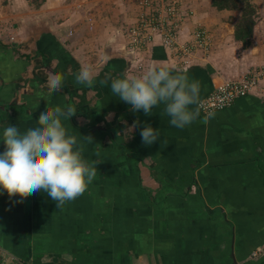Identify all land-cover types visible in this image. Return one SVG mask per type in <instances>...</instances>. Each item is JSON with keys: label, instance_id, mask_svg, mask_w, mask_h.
I'll use <instances>...</instances> for the list:
<instances>
[{"label": "crops", "instance_id": "crops-1", "mask_svg": "<svg viewBox=\"0 0 264 264\" xmlns=\"http://www.w3.org/2000/svg\"><path fill=\"white\" fill-rule=\"evenodd\" d=\"M67 1L36 7L30 0H0V125L27 128L46 105L71 108L75 114L63 124L97 174L81 196L60 207L42 190H0V257L22 264H264V253L251 259L264 246V97L258 90L211 117L200 113L181 129L169 124L163 105L150 116L133 112L111 94L110 83H100L141 75L140 59L145 70L156 64L197 81L202 100L223 81L263 65L264 0L254 1L259 23L247 48L234 40L226 19L236 12H219L211 0H177L192 13L179 42L190 40L196 26L213 38L210 52L195 53L187 68L157 38L142 53L131 52L124 32L135 20L125 28L116 15L109 24L107 0L97 8L104 20L95 24V39H86L77 19L92 1L75 7ZM117 5L125 12L130 2ZM89 45L95 47L84 48ZM81 66L94 70L93 86L75 82ZM53 71L65 73L59 91L50 87ZM136 120L159 129V141L145 145L140 128L129 133Z\"/></svg>", "mask_w": 264, "mask_h": 264}, {"label": "clouds", "instance_id": "clouds-1", "mask_svg": "<svg viewBox=\"0 0 264 264\" xmlns=\"http://www.w3.org/2000/svg\"><path fill=\"white\" fill-rule=\"evenodd\" d=\"M77 84L91 87L95 83L94 70L81 66L75 73ZM65 73L53 71L50 87L63 88ZM110 83L111 94L131 106V111H143L146 116L163 105L169 124L184 128L200 118V85L186 74H173L167 67L153 64L141 75L123 74L100 81ZM196 106V107H192ZM71 108L46 105L39 122L22 128L15 122L0 125V190L13 192L43 191L56 202L57 207L81 196L97 174L95 162H87L77 136L68 132L63 120L71 119ZM212 113L208 114L211 117ZM207 118V117H206ZM140 128L142 142L152 145L159 141L160 130L136 120L130 133ZM92 141L91 137H89Z\"/></svg>", "mask_w": 264, "mask_h": 264}, {"label": "built area", "instance_id": "built-area-1", "mask_svg": "<svg viewBox=\"0 0 264 264\" xmlns=\"http://www.w3.org/2000/svg\"><path fill=\"white\" fill-rule=\"evenodd\" d=\"M137 20L125 32L126 47L131 52L142 53L157 39L163 48L169 49L178 60L181 68H187L191 57L197 53H209L213 46L210 32L196 26L190 34V40L180 43L179 34L184 24L191 16V12L183 10L177 0H137ZM136 62V59H135ZM145 70L140 59L136 63V71L142 74ZM264 80V63L259 69H252L238 79L225 80L207 97L200 100L199 110L204 116L215 114L228 109L236 100L258 90L264 97V88H260ZM264 253V246L251 254V259H257ZM0 264H22L6 261L0 257ZM6 261V262H5Z\"/></svg>", "mask_w": 264, "mask_h": 264}, {"label": "trees", "instance_id": "trees-1", "mask_svg": "<svg viewBox=\"0 0 264 264\" xmlns=\"http://www.w3.org/2000/svg\"><path fill=\"white\" fill-rule=\"evenodd\" d=\"M29 1V0H28ZM46 0H30L31 4L38 7ZM255 0H211L212 7L221 12H236L228 21L234 27V40L240 42L243 48H247L254 39V31L259 23Z\"/></svg>", "mask_w": 264, "mask_h": 264}, {"label": "rangeland", "instance_id": "rangeland-1", "mask_svg": "<svg viewBox=\"0 0 264 264\" xmlns=\"http://www.w3.org/2000/svg\"><path fill=\"white\" fill-rule=\"evenodd\" d=\"M81 1L82 0H68L67 2L69 4H71V6L75 7L78 3H81ZM88 1H92V2L88 3L90 6H88V8H85L84 16L79 17L77 19V22H78V25H80V26H81V22L85 23V24H82V25H84V27H86V30L84 32V37L86 39H95L94 35H92V33H93L94 29H95L94 28L95 24H97V23L99 24V21L103 22V20H104V17L103 16L101 17V14H99V12L97 11V8H98V5L99 4H103V2H105V0H102L100 2H98V0H88ZM120 1L121 0H119V1L118 0H107L106 1L107 2L106 5H107L108 8H109V5H111V8H109L110 9V13H109V11H106V15H108L107 16V20H108L107 22L109 24H112L113 20H111V17L115 16L114 18H116V15H117V18L115 19V21H117L119 24H122V26L126 28L128 25L131 24V23H127L126 20H128V19H130V20L132 19V20H135V21L137 20V13H138L137 0H126L127 3L130 2V7L125 12L120 11L122 8L117 5V4H119ZM133 4H134L135 8L132 7ZM255 6H256V9H257L258 5H255ZM89 15H92V16H89ZM85 17H87L88 19H83ZM229 17H227L226 19H229ZM119 18H121V19L119 20ZM135 21L132 24H134ZM124 34H125V32H124ZM93 42H95V41H93ZM79 47L82 48V46H79ZM90 47L92 48V47H95V46H90L89 45V47L85 46L84 48L87 49V48H90ZM91 52H93V51H91ZM238 78H240V76L236 77L234 79H238Z\"/></svg>", "mask_w": 264, "mask_h": 264}]
</instances>
